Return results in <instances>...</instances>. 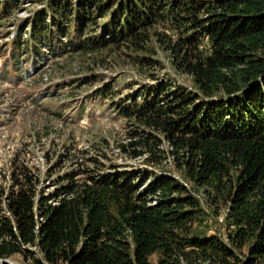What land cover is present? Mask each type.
<instances>
[{"label": "trees", "instance_id": "obj_1", "mask_svg": "<svg viewBox=\"0 0 264 264\" xmlns=\"http://www.w3.org/2000/svg\"><path fill=\"white\" fill-rule=\"evenodd\" d=\"M11 1L1 0L0 15ZM47 9L32 17L29 37L36 46L48 39L51 53L64 32L73 49L82 51L118 41L141 50L145 28L156 23L183 30L175 39L155 33L178 52L194 91L165 82L119 110L140 128L132 150L156 144L141 127L167 135L171 153L182 161L177 166L208 206L214 213L224 207L225 232L224 237L190 232L199 200L170 175L119 171L90 181L69 176L49 195H35L25 177L24 186L4 202L9 214L0 207V260L234 264V250L246 245L239 264H264V0H49ZM94 13L106 19L98 39L81 32L95 26ZM19 48L16 39L11 62ZM92 54L83 51L87 58Z\"/></svg>", "mask_w": 264, "mask_h": 264}, {"label": "rangeland", "instance_id": "obj_2", "mask_svg": "<svg viewBox=\"0 0 264 264\" xmlns=\"http://www.w3.org/2000/svg\"><path fill=\"white\" fill-rule=\"evenodd\" d=\"M48 3L49 0H14L0 15V207L4 215L9 214L6 198L24 186L25 177H30L35 195H49L69 176L90 181L106 172L166 174L199 200V216L190 232L224 237V207L214 213L208 206L203 193L184 175L183 167L177 166L182 161L171 153L167 135L155 128L141 127L144 133L155 136L156 144L150 150L146 146L132 150L130 145L138 140L134 139L135 130L140 128L135 118H126L119 110L123 104L130 109L133 101L138 103L152 87L165 82L171 88L183 86L194 91L190 76L178 65V52L155 33L175 39L183 30L152 24L145 28L148 39L141 50H132L128 43L118 41L78 51L68 42L65 32L55 40L59 47L53 49L54 53L48 50V39L24 49L32 17L39 9L47 11ZM93 15L95 26L81 32L94 33L98 39L106 19L99 13ZM43 18L48 23L49 15L45 13ZM106 36L103 31L102 39ZM16 39L21 59L11 68L7 67L12 56L8 48ZM83 51L92 52L94 57L87 58ZM100 90L109 94H99ZM68 144L72 147L66 152ZM73 149L87 152L72 155ZM141 183L140 187L145 186L146 180ZM246 252V245L235 249L232 263H241ZM157 256L150 258L153 261ZM7 261L23 263L19 256Z\"/></svg>", "mask_w": 264, "mask_h": 264}, {"label": "water", "instance_id": "obj_3", "mask_svg": "<svg viewBox=\"0 0 264 264\" xmlns=\"http://www.w3.org/2000/svg\"><path fill=\"white\" fill-rule=\"evenodd\" d=\"M0 262L2 263V262H4V263H6V262H8L7 260H0Z\"/></svg>", "mask_w": 264, "mask_h": 264}]
</instances>
